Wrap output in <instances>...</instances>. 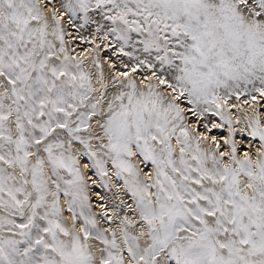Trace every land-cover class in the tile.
Returning <instances> with one entry per match:
<instances>
[{
    "label": "snow or ice",
    "instance_id": "obj_1",
    "mask_svg": "<svg viewBox=\"0 0 264 264\" xmlns=\"http://www.w3.org/2000/svg\"><path fill=\"white\" fill-rule=\"evenodd\" d=\"M0 264H264V0H0Z\"/></svg>",
    "mask_w": 264,
    "mask_h": 264
}]
</instances>
